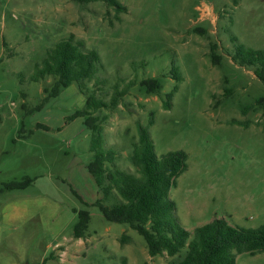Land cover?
<instances>
[{"label": "rangeland", "instance_id": "rangeland-1", "mask_svg": "<svg viewBox=\"0 0 264 264\" xmlns=\"http://www.w3.org/2000/svg\"><path fill=\"white\" fill-rule=\"evenodd\" d=\"M119 2L125 12L105 2L0 0V264L179 260L151 257L130 226L110 223L98 207L85 204L102 195L87 169L92 134L84 118L69 120L86 103L76 84L27 115L55 82H31L36 63L69 35L102 58L99 77L107 84H89L98 98L110 101L120 79L163 83L160 94L150 95L136 85L116 109L97 113L118 168L134 171L130 141L139 137L138 123L148 125L154 112L150 135L157 155L188 154V169L170 192L179 223L190 232L216 219L264 227V105L257 102L264 99V82L233 60L239 45L264 49V0ZM215 45L218 65L212 61ZM24 179L33 183L7 189ZM81 211L91 215L88 236L75 239ZM237 264H264V253L239 255Z\"/></svg>", "mask_w": 264, "mask_h": 264}, {"label": "trees", "instance_id": "trees-1", "mask_svg": "<svg viewBox=\"0 0 264 264\" xmlns=\"http://www.w3.org/2000/svg\"><path fill=\"white\" fill-rule=\"evenodd\" d=\"M74 1L79 4L105 2L118 13L126 11L119 0ZM217 49V45L212 48L215 65L221 61ZM233 60L241 67L253 68L255 75L264 82V49L239 45ZM38 61L31 82L37 83L48 77L54 78L55 82L51 88L45 89L47 97L42 105L28 110L27 115L41 111L48 102L74 84L86 96L84 108L76 111L69 120L84 118L86 130L92 134L90 152L93 155L87 169L102 197L93 205L85 204L98 207L110 223L130 226L144 238L151 257L167 254L170 258H178L177 264H237L239 255L264 253V227L248 229L231 225L225 219H216L190 232L179 223L175 215L176 204L170 199V192L177 187L178 179L188 169V154L174 151L161 157L157 155L150 135V128L155 122L154 112L149 116L148 125L138 123L139 137L130 141L128 161L134 171L117 167V152L106 147L104 127L97 113L116 109L136 85L146 94H160L163 89L161 79L146 78L128 84L120 79L113 87L110 101L98 98L96 90L89 84L94 81L95 85L107 84V80L99 77L103 68L102 58L96 50L84 51L82 43L74 35L45 49ZM171 97L172 94L169 95ZM257 102L264 105V99ZM169 106V103H165L166 109ZM39 128L47 129L43 125H39ZM32 183V179H24L9 183L6 187L9 190H23ZM72 191L83 201L77 191ZM113 199L114 202H111ZM90 221L89 211L79 212V221L73 228L75 239L87 238ZM123 242L129 243L130 238L125 235Z\"/></svg>", "mask_w": 264, "mask_h": 264}]
</instances>
